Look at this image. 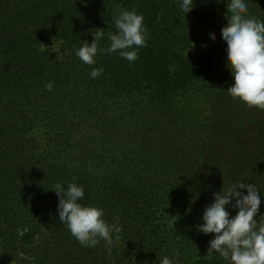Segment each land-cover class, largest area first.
Here are the masks:
<instances>
[{
    "label": "trees",
    "instance_id": "trees-1",
    "mask_svg": "<svg viewBox=\"0 0 264 264\" xmlns=\"http://www.w3.org/2000/svg\"><path fill=\"white\" fill-rule=\"evenodd\" d=\"M194 2L184 14L179 0H0V264H160L173 252L225 264L196 229L223 186L264 193V110L226 92L228 0ZM117 7L143 15L147 47L131 64L82 63L96 29L110 46ZM248 8L264 19V0ZM73 182L119 221L112 246L82 247L59 222L54 186Z\"/></svg>",
    "mask_w": 264,
    "mask_h": 264
},
{
    "label": "clouds",
    "instance_id": "clouds-1",
    "mask_svg": "<svg viewBox=\"0 0 264 264\" xmlns=\"http://www.w3.org/2000/svg\"><path fill=\"white\" fill-rule=\"evenodd\" d=\"M194 6V0H179L184 14ZM226 16L227 23L220 36L226 47L225 63L234 79L226 92L248 108L264 110V19L250 14L248 0H228ZM113 22L115 32L108 34L109 47L99 46L105 31L96 29L92 43L83 41L76 50L82 63L95 65L97 55L105 53H117L130 64L139 58V50L147 47L143 15L135 9L117 7ZM209 38L215 41L216 36L210 33ZM103 72V67H93L90 77L95 79ZM45 89L51 92L53 82L47 83ZM53 191L58 196L59 222L67 226L82 247H96L101 240L112 246L120 240L122 227L118 220L109 224L102 208L81 203L85 196L82 185L73 182L65 188L57 183ZM213 195L214 202L204 209L202 223L196 229L214 236L209 241L208 256L218 255L225 264H264V214L258 216L264 193L254 183L238 181L223 186L220 193ZM228 207L236 215H231ZM178 258L179 254L173 252L171 258L162 257L160 264H176Z\"/></svg>",
    "mask_w": 264,
    "mask_h": 264
}]
</instances>
